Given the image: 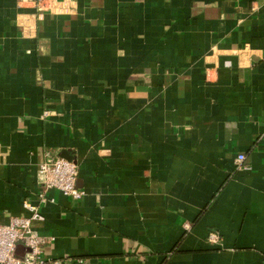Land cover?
Here are the masks:
<instances>
[{"label": "crops", "instance_id": "crops-1", "mask_svg": "<svg viewBox=\"0 0 264 264\" xmlns=\"http://www.w3.org/2000/svg\"><path fill=\"white\" fill-rule=\"evenodd\" d=\"M48 157L49 264H264V0H0L1 224Z\"/></svg>", "mask_w": 264, "mask_h": 264}, {"label": "built area", "instance_id": "built-area-1", "mask_svg": "<svg viewBox=\"0 0 264 264\" xmlns=\"http://www.w3.org/2000/svg\"><path fill=\"white\" fill-rule=\"evenodd\" d=\"M244 160L242 154L236 157L239 165ZM77 179L78 167L74 161L48 157L38 166L40 192L37 205L24 203L23 207L30 213L28 217H12L6 224L0 223V264H49L45 251L55 239L40 236L34 230L33 223L44 219L40 207L48 201L45 197L48 190H57L75 201L82 199L85 192L77 188ZM208 241L216 243L217 234H209Z\"/></svg>", "mask_w": 264, "mask_h": 264}]
</instances>
